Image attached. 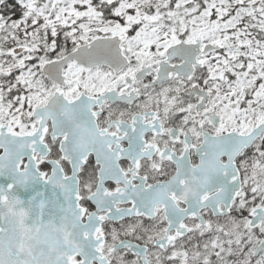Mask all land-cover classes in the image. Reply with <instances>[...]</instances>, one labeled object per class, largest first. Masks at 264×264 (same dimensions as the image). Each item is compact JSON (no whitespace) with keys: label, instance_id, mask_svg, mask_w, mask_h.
Returning a JSON list of instances; mask_svg holds the SVG:
<instances>
[{"label":"snow or ice","instance_id":"snow-or-ice-1","mask_svg":"<svg viewBox=\"0 0 264 264\" xmlns=\"http://www.w3.org/2000/svg\"><path fill=\"white\" fill-rule=\"evenodd\" d=\"M0 264H264V0H0Z\"/></svg>","mask_w":264,"mask_h":264}]
</instances>
